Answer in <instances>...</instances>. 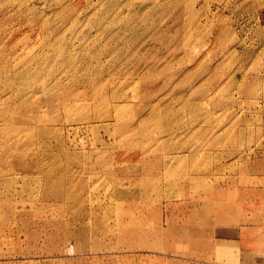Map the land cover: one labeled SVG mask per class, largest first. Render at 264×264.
Listing matches in <instances>:
<instances>
[{"label":"rangeland","instance_id":"374dc122","mask_svg":"<svg viewBox=\"0 0 264 264\" xmlns=\"http://www.w3.org/2000/svg\"><path fill=\"white\" fill-rule=\"evenodd\" d=\"M242 256L264 264V0H0V264Z\"/></svg>","mask_w":264,"mask_h":264},{"label":"bare ground","instance_id":"6f19581e","mask_svg":"<svg viewBox=\"0 0 264 264\" xmlns=\"http://www.w3.org/2000/svg\"><path fill=\"white\" fill-rule=\"evenodd\" d=\"M219 63H220V62H219ZM219 66H220V64H217V65H216V69H219ZM217 74H218V73H217ZM219 74H220V73H219ZM216 77H217V76H216ZM218 87H219V86H218ZM219 89H220V87H219ZM219 89H218V90H219ZM218 90H217V91H218ZM217 93H218V92H217ZM218 95H219V94H218ZM219 100H220V99H219ZM214 102H215V101H214ZM219 102H220V101H216V103L214 104L216 109H219V107H218V106L220 105ZM221 105H222V104H221ZM220 111H221V108H220ZM216 114H218V113H216ZM216 126H217V124H216ZM219 127H220V126H219ZM219 127H218V128H219ZM217 131H218V130H217Z\"/></svg>","mask_w":264,"mask_h":264},{"label":"crops","instance_id":"0c3cea01","mask_svg":"<svg viewBox=\"0 0 264 264\" xmlns=\"http://www.w3.org/2000/svg\"><path fill=\"white\" fill-rule=\"evenodd\" d=\"M259 262V261H258ZM240 263L241 264H245V260H243V256H242V258H241V260H240ZM259 264V263H258Z\"/></svg>","mask_w":264,"mask_h":264}]
</instances>
